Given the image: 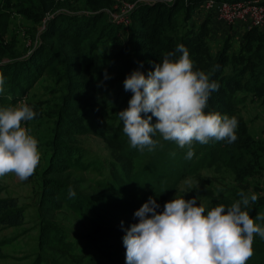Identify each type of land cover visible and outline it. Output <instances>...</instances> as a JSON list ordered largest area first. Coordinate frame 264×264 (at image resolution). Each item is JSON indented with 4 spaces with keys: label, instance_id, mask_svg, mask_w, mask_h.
Instances as JSON below:
<instances>
[{
    "label": "trees",
    "instance_id": "obj_1",
    "mask_svg": "<svg viewBox=\"0 0 264 264\" xmlns=\"http://www.w3.org/2000/svg\"><path fill=\"white\" fill-rule=\"evenodd\" d=\"M124 1L135 3L127 32L128 43L93 77L91 70L94 62L91 56L98 38L96 35L92 39L94 30L101 27L106 37L111 38L122 31L121 26L105 20L104 8L110 6L112 0H0V73L5 79V90L0 93V108L18 103L51 64L59 62L65 66L66 93L52 135L51 153L41 173L39 209L42 215V242L47 246L56 242L66 250L76 246L52 218H47L66 206L88 220L98 237L108 246L109 250L101 257L91 256L88 250L78 253L82 259L89 256L95 264H126L123 237L131 225L138 223L139 218L134 213L149 198L156 200L160 206L157 211L162 212L169 195L186 175L212 167L217 173H231L241 186V191L249 188L247 179L264 175V133L254 134L250 122L239 110L240 99L247 94L260 100L264 106V27L246 30L237 49L232 46L228 35L214 53L209 41L211 17L207 16L200 23L191 22L203 0ZM78 3L79 7L76 6ZM63 8L74 13L52 15L54 10ZM87 10L91 13L81 12ZM12 12L31 19L35 26L49 16L45 29L38 32L39 45L26 57L10 46L11 43H4ZM90 38L92 40L88 43ZM180 44L187 48L194 70L208 73L214 66H219L210 77L218 83L219 88L211 94L205 112L236 117L237 139L233 143L214 140L205 145L194 143L195 155L186 159L187 149L157 135L153 138L159 144L151 151L147 163L136 168L135 158L147 149L122 148V121L112 134L100 128L98 106L103 101L99 94L104 85L111 81V69L129 45L133 46L136 59L130 68L135 67L147 75L154 70L156 63H162L165 55L175 52ZM180 55L182 53H176L170 59H178ZM4 58L8 60L3 61ZM111 88L105 87L106 90ZM123 89L118 88L117 92L115 89L113 97ZM88 115L91 121L86 124ZM152 122H156L155 117ZM91 132L103 137L113 150H118L116 157L121 163L111 161L107 175L98 181V192L85 194L77 187L78 181L72 177V170H105L88 157L84 147L74 142L75 136ZM202 186L200 191L204 193L203 197L210 200V210L221 204L229 207L240 199L238 194L241 191L216 194L209 190L205 193L204 180ZM70 187L76 193L74 197L68 195ZM246 210L253 219L258 213L264 214V195L258 197L255 203H250ZM23 220L24 210L15 199L0 198L2 223L20 225ZM256 222L264 226V221ZM119 249L121 252L114 255L113 252ZM253 251L254 255L247 264H264V239L259 235L254 237Z\"/></svg>",
    "mask_w": 264,
    "mask_h": 264
},
{
    "label": "clouds",
    "instance_id": "obj_2",
    "mask_svg": "<svg viewBox=\"0 0 264 264\" xmlns=\"http://www.w3.org/2000/svg\"><path fill=\"white\" fill-rule=\"evenodd\" d=\"M176 53L182 55L170 59ZM218 67L208 73L194 70L187 48L180 44L147 75L139 69L129 74L123 86L132 96L118 116L130 146L153 151L159 144L153 137L159 135L180 148L187 147L186 159H191L194 143L235 142L236 117L205 112L211 94L219 88L210 79ZM4 85L0 73V93ZM36 115L23 101L0 108V178L14 174L24 181L34 174L41 160L39 142L23 125ZM68 195H76L71 187ZM238 195L240 199L231 206L221 204L211 210L201 203L197 206L196 197L174 198L164 204L162 212L157 211L156 200L149 198L134 213L138 223L123 237L126 264H247L254 255V237L264 239V226L256 222L264 221V214L253 219L246 210L258 200L256 194L241 191Z\"/></svg>",
    "mask_w": 264,
    "mask_h": 264
},
{
    "label": "rangeland",
    "instance_id": "obj_3",
    "mask_svg": "<svg viewBox=\"0 0 264 264\" xmlns=\"http://www.w3.org/2000/svg\"><path fill=\"white\" fill-rule=\"evenodd\" d=\"M122 1L124 0H112L110 6L104 8L106 13L105 20L108 23H114V20L122 18L120 16L121 12H114L115 8L118 9L117 7L122 5ZM259 1L263 2V0ZM76 6L79 7L80 3ZM81 12L85 14L91 13L89 10ZM12 13V15L10 14L8 31L4 36V43H11L10 46L15 48L21 56L26 57L39 45L40 33L38 32L45 29V21L49 16L44 18L41 24L35 26L31 19L28 20L17 12ZM58 13L73 14L74 11H70L67 8L57 9L56 11L54 10L52 15ZM206 15L203 14V17L206 18ZM116 16L118 17L116 18ZM197 16L194 14V20L200 23V18L199 21L196 20ZM118 25L121 26L122 31L115 38L106 37L105 33L101 31V27L94 30L92 39L96 35H98V38L91 56L94 62L91 70L93 77H96L98 71L104 69L111 62L115 53L128 43L127 32L130 30V24L128 26ZM228 35L232 40V46L237 49L239 47L238 39L233 35ZM92 39L90 38L88 43ZM209 41L210 47L215 53L221 47L224 39L219 43L212 38ZM7 60V58L3 59V61ZM135 61L133 46L129 45L122 57L111 69L109 74L111 81H108L104 85L99 94L101 101H103L98 106V113L101 119L100 128L107 133L112 134L114 132L121 121L118 113L128 107L132 96L130 91L123 89L115 97H113L112 93L115 89L117 92L118 88L124 87L123 82L125 78L136 70L135 67L130 68L132 62ZM64 69L65 66L59 62H55L45 68L44 75L19 100V102H26L29 106L33 107V110L37 113L32 121L25 122L23 126L30 128L31 134L38 140L41 160L34 174L24 181L19 180L14 174L0 178V198H13L16 200L18 206L24 210V220L20 225H10L0 221V264H95L89 256L82 259L78 253L88 250L92 253L91 256L101 257L109 250L106 243L94 231V226L88 220H85L80 213L66 206L56 211L53 217L47 216V218H52L67 238L76 243V246L71 250L64 249L56 242L51 246H47L42 242L40 236V223L42 219L39 209L42 187L41 173L51 153V139L63 96L66 93L67 82L63 74ZM109 86L112 88L106 90L105 87ZM239 110L250 122L249 125L254 134L264 133V106L260 100H256L250 94H247L240 99ZM90 121L91 116L88 115L85 118V123L88 124ZM121 133L124 138V142L121 144L122 148L124 150L131 149L128 137L123 131ZM74 142L84 147L88 152L89 158L105 167V170H72V177L78 181L77 187L85 194H94L98 192V181L104 175H107L110 162L116 161L117 163H121L118 157H116L118 150H113L103 137L94 132L77 135L74 137ZM195 149V146H193V150ZM150 153L151 151L145 150L135 158L136 168L143 167L147 163ZM102 171L104 174H102ZM203 180L206 184L205 193L209 190L214 191L216 194L230 193L232 190L241 191V186L231 173H217L212 167H204L196 174L186 175L179 182L177 189L169 195L168 201L174 198L184 197L187 200L196 197L197 206L201 203L206 210H210V200L203 197L204 193L200 191V188L204 187L202 186ZM246 181L249 188L242 191L250 195L254 193L258 197L264 195V175L260 176V178L247 179ZM120 252L121 249L118 252H113V254L118 255Z\"/></svg>",
    "mask_w": 264,
    "mask_h": 264
},
{
    "label": "built area",
    "instance_id": "obj_4",
    "mask_svg": "<svg viewBox=\"0 0 264 264\" xmlns=\"http://www.w3.org/2000/svg\"><path fill=\"white\" fill-rule=\"evenodd\" d=\"M117 8L114 12H121L122 18L113 22L117 25L128 26L135 3L122 1V5ZM198 14L217 16L227 25L228 34L238 39V44L246 30L252 27H264V3L259 0H203L196 9L195 15Z\"/></svg>",
    "mask_w": 264,
    "mask_h": 264
},
{
    "label": "crops",
    "instance_id": "obj_5",
    "mask_svg": "<svg viewBox=\"0 0 264 264\" xmlns=\"http://www.w3.org/2000/svg\"><path fill=\"white\" fill-rule=\"evenodd\" d=\"M210 17V38L216 40V42L219 43L220 41L225 39L226 35H228L227 25L222 20L217 18V16L210 15ZM199 18L200 22L205 19V17H203V14H198L196 20L199 21ZM193 21L195 22L194 17L191 19V22Z\"/></svg>",
    "mask_w": 264,
    "mask_h": 264
}]
</instances>
